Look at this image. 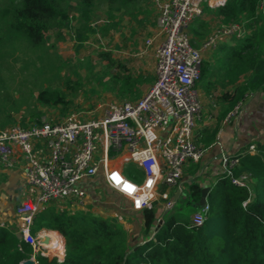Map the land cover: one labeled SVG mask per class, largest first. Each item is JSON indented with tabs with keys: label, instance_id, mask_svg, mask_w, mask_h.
Returning <instances> with one entry per match:
<instances>
[{
	"label": "built area",
	"instance_id": "obj_1",
	"mask_svg": "<svg viewBox=\"0 0 264 264\" xmlns=\"http://www.w3.org/2000/svg\"><path fill=\"white\" fill-rule=\"evenodd\" d=\"M224 2L152 0L160 35L153 50L155 77L138 98L105 101L87 118L73 112L61 119L43 116L27 126L0 127L3 166L11 168L17 163L14 148H18L24 160L25 182L33 192L32 198L21 202L16 213L17 247L22 250V242L31 247L22 260L27 258L31 264H37L39 255L53 257L58 262L64 259L66 240L60 232L47 228L31 232L35 214L50 202H82L86 194L82 182L98 172L107 187L129 200L133 211L150 208L159 199L164 211L176 204L182 192L183 165L198 162L204 154L193 139V129L203 108L196 85L202 51L213 48L224 37H241L246 31L242 23L221 24L196 47L188 28L202 15L204 4L218 6ZM260 9L264 13L263 2ZM150 43L151 38H147L145 44ZM241 106L242 102H237L225 119L238 116ZM248 152H255L254 143L249 144ZM115 157L133 164L140 178L129 177L114 166L111 161ZM237 163V154L222 153L219 174L243 186L247 176L231 174ZM207 209L205 199L192 214L189 224L201 225ZM49 230L57 233L56 239L49 236ZM43 237L48 241L43 242Z\"/></svg>",
	"mask_w": 264,
	"mask_h": 264
},
{
	"label": "trees",
	"instance_id": "obj_2",
	"mask_svg": "<svg viewBox=\"0 0 264 264\" xmlns=\"http://www.w3.org/2000/svg\"><path fill=\"white\" fill-rule=\"evenodd\" d=\"M261 2L264 0H225L222 5L203 6L204 11L222 16L226 24L244 20L242 25L246 31L241 37L232 36L233 45L217 46L221 54L216 58L217 66L202 59L196 81L197 85L201 78H217L222 71L221 78L231 83L242 74L243 80L232 92H222L219 97L228 101L226 110L244 94L256 88L264 91ZM91 5L92 0H78L62 10L54 0H9L4 8L11 18L8 32L39 43L49 38L46 32L55 21L60 28L74 30L78 49L84 39L83 25L73 27L69 13L76 12L86 18ZM90 30L94 32V27ZM191 31L199 32L196 26H192ZM215 80L219 81V77ZM63 98V94L48 88H43L36 96L37 101L45 105L64 102ZM21 125L26 126L24 121ZM253 143L255 152L249 153L245 145L242 152L237 153V165L231 169L234 177L247 176L246 185L234 184L229 176L219 174L209 185L205 197L207 214L199 226L190 225V219L177 220L169 210L160 213L157 202L150 208L131 210L134 228L128 230L114 216L92 215L79 209L70 213L63 208L65 205L46 204L36 212L31 232L40 228L57 230L65 237L66 254L60 262L39 255L37 264H264V140ZM131 166L132 171L127 174L139 179L140 174ZM201 188L198 182H190L183 202L197 209ZM65 204L77 206L78 203ZM160 219L161 223L155 228ZM18 244L16 231L0 228V264H20L30 253L28 244L20 243L22 250L18 249Z\"/></svg>",
	"mask_w": 264,
	"mask_h": 264
},
{
	"label": "rangeland",
	"instance_id": "obj_3",
	"mask_svg": "<svg viewBox=\"0 0 264 264\" xmlns=\"http://www.w3.org/2000/svg\"><path fill=\"white\" fill-rule=\"evenodd\" d=\"M54 1L63 10L67 4L78 0ZM151 2L92 0L86 18L70 11L72 26L83 25L84 39L77 49L74 30L60 28L55 21L46 32L49 35L46 41L33 43L24 36L10 35L11 18L4 11L9 0H0V127L21 125V121L27 126L43 116L61 119L73 112H80V116L87 118L94 115L99 104L105 101L139 97L153 80L152 57L145 50V40L152 35L147 26L154 28L157 24ZM145 14L149 23L142 22ZM221 24H226L222 16L203 10L188 28L190 37H193L192 44L199 47ZM192 26H196L199 32L192 33ZM92 27L94 32L90 30ZM234 41L233 37H224L214 49L202 51V57L218 54V45L231 46ZM43 88L63 94L64 102L55 105L39 103L36 96ZM259 93L260 97L264 94ZM120 160L115 157L112 163L119 164ZM123 170L129 176L131 164L124 166ZM93 185L90 184L91 188L77 206L59 204L58 207L65 205L63 208L70 213L79 209L92 215L114 216L126 230L133 229L134 220L124 210L121 196L99 182H95V187ZM156 202L161 213L164 210L162 200ZM195 210L179 198L168 212L183 221L190 219Z\"/></svg>",
	"mask_w": 264,
	"mask_h": 264
},
{
	"label": "crops",
	"instance_id": "obj_4",
	"mask_svg": "<svg viewBox=\"0 0 264 264\" xmlns=\"http://www.w3.org/2000/svg\"><path fill=\"white\" fill-rule=\"evenodd\" d=\"M150 5L157 15L152 2ZM146 15L142 17V22L148 21L149 23L150 21ZM155 25L154 28L146 25L151 29L152 35L149 37L151 38V43L145 46V50L147 49L146 51L152 57L153 79L155 77L153 50L160 39L157 24ZM218 57H221V54L213 53L203 59H208L217 66L216 58ZM221 74L222 71L217 78H201L197 82L203 108L193 129V139L203 149L204 154L198 162H187L183 165L180 179L182 192L179 195L182 201L184 200L183 197L186 193V187L190 182H198L202 186H209L215 182L220 173V157L222 153L234 155L242 152L245 145L248 148L249 144L253 143L254 140H264V94L261 97L259 96V92L264 93V91L256 88L248 94H244L237 101H243L239 115L230 120H226L225 115L231 107L226 110L229 106L228 101L219 97L222 92L226 91L231 93L235 85L243 80V77L238 78L236 82L227 83L225 78H221ZM218 77L219 81H216L215 79H218ZM14 154L17 163L11 168L4 167L0 160V228H6L13 232L16 231L19 224L16 214L18 206L22 201L32 198L33 195V192L25 182L23 173L24 160L19 149L16 147L14 148ZM112 164L123 171L124 166L131 163L126 164L121 159L119 164ZM95 182L105 185L100 172L88 181L82 182L86 193L88 192L90 184L95 185ZM94 185L92 187L96 186ZM112 191L115 192L114 190ZM119 196L121 195L119 194ZM121 198L123 200L122 205L124 206V210L130 213L129 200L123 196Z\"/></svg>",
	"mask_w": 264,
	"mask_h": 264
},
{
	"label": "water",
	"instance_id": "obj_5",
	"mask_svg": "<svg viewBox=\"0 0 264 264\" xmlns=\"http://www.w3.org/2000/svg\"><path fill=\"white\" fill-rule=\"evenodd\" d=\"M209 190V186H202L201 188V195H200V199H199V202H198V206H202L205 202V197H206V194ZM161 223V219L158 221L157 225L155 228H157V226ZM42 241L43 242H47L48 241V238L47 237H43L42 238ZM32 261L30 259H24L21 261V264H31Z\"/></svg>",
	"mask_w": 264,
	"mask_h": 264
},
{
	"label": "bare ground",
	"instance_id": "obj_6",
	"mask_svg": "<svg viewBox=\"0 0 264 264\" xmlns=\"http://www.w3.org/2000/svg\"><path fill=\"white\" fill-rule=\"evenodd\" d=\"M48 234H49V236H51L53 239H56V237H57V233L56 232H52L51 230H49L48 231Z\"/></svg>",
	"mask_w": 264,
	"mask_h": 264
}]
</instances>
